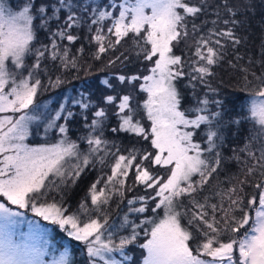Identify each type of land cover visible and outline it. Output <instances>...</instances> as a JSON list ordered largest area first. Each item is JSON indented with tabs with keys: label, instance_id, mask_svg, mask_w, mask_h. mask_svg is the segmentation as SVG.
Segmentation results:
<instances>
[{
	"label": "snow or ice",
	"instance_id": "snow-or-ice-1",
	"mask_svg": "<svg viewBox=\"0 0 264 264\" xmlns=\"http://www.w3.org/2000/svg\"><path fill=\"white\" fill-rule=\"evenodd\" d=\"M253 11L251 0H0V264H75L31 225L19 232L20 210L80 242L85 264H135L132 246L139 264H264V36L254 58L238 31ZM132 63L143 67L102 81L100 102L87 91L55 108L38 100L68 75ZM224 63L245 94L228 124L249 125L230 156L210 83ZM93 170L71 210V189Z\"/></svg>",
	"mask_w": 264,
	"mask_h": 264
},
{
	"label": "trees",
	"instance_id": "trees-1",
	"mask_svg": "<svg viewBox=\"0 0 264 264\" xmlns=\"http://www.w3.org/2000/svg\"><path fill=\"white\" fill-rule=\"evenodd\" d=\"M13 7L19 6L22 0H10ZM100 2V0H97ZM252 6L254 8L253 12L246 13V26L239 29V34L245 38V44L240 46V52L242 54L251 53L254 58H258L257 50L261 43V37L264 36V0H251ZM243 18V17H241ZM41 41H46V34H40ZM183 48V45H181ZM177 54H180V49H177ZM247 58V57H246ZM142 65L139 63L129 64L126 68L120 69L119 67L101 71V65L97 64L90 75H85L83 72L79 74V78H73L72 75H68L66 83L62 85L59 89L51 90L44 93L38 97V100L41 103H48L50 107L55 108L59 103L63 102L64 97H77L80 92L87 91L93 102H100L102 98L111 93V90L108 89L104 84L103 80L105 78L112 80L113 84H116V81L112 78L113 72H127L129 74L136 73L142 69ZM259 72V68L256 69ZM216 75L210 81L211 86L217 91V99L223 101L224 108V120L226 122L225 136L226 143L223 149L225 156H230L232 149L239 148L245 142V138L249 135V125L242 123L240 125H230L228 122L236 116L238 112L242 109V98L245 94L240 90V81L239 73L230 68L227 63L217 67L215 69ZM117 90H126L118 89ZM184 93L185 105H192L194 103L193 97L191 95V89L185 88L184 84L180 85ZM204 89H198L197 95L202 96L204 94ZM115 119L113 118L111 123L115 124ZM82 127L79 116L70 122V135L75 139L78 135L81 134ZM111 138V133H108ZM29 141L32 144H39L44 142L43 133L41 132L38 135L32 136ZM120 142L123 146L127 147L135 143L134 140H130L127 136L122 135L120 137ZM139 147V145H137ZM237 170L235 163H229L227 166V172L233 173ZM98 170L86 171L75 187L71 189V192L68 196V203L79 204V202L86 195L89 185L96 179L98 175ZM227 173L222 174L221 178ZM77 207H75L76 209ZM73 209V211L75 210ZM116 213H113V218L115 219ZM134 248H130L133 252ZM84 252V251H83ZM74 258H76L77 252L72 250ZM134 254V252H133ZM84 257V256H83ZM79 261H75V264H78Z\"/></svg>",
	"mask_w": 264,
	"mask_h": 264
},
{
	"label": "rangeland",
	"instance_id": "rangeland-1",
	"mask_svg": "<svg viewBox=\"0 0 264 264\" xmlns=\"http://www.w3.org/2000/svg\"><path fill=\"white\" fill-rule=\"evenodd\" d=\"M118 89H125L122 86H118ZM143 95V94H142ZM31 138V137H30ZM29 138V139H30ZM232 154V152H231ZM141 191H137L135 195H142ZM71 210L77 207V204H71ZM14 207V206H13ZM113 209H115V205H113ZM24 212V215L20 217L21 224L19 225L18 231L27 234L29 232L30 225L33 229L37 230L40 234L44 235L50 242V249L55 253L59 254L60 251L67 248L77 252V256L75 261H79L78 264H85V252H83V245L75 241L72 237H69L66 232L59 228L58 225L52 224L50 221H45L41 217L35 216L32 212L27 210H20ZM115 213V211L113 212ZM115 219H118L116 216ZM133 252L129 249L128 255L132 257V260L135 264H139V260L141 258V250L136 247ZM84 256V257H83Z\"/></svg>",
	"mask_w": 264,
	"mask_h": 264
}]
</instances>
